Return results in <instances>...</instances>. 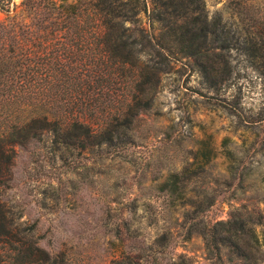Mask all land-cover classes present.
<instances>
[{"label":"rangeland","instance_id":"rangeland-1","mask_svg":"<svg viewBox=\"0 0 264 264\" xmlns=\"http://www.w3.org/2000/svg\"><path fill=\"white\" fill-rule=\"evenodd\" d=\"M20 1L0 2V21ZM204 3L233 35L208 54L218 75L190 57L152 53L149 103L117 130L126 145L54 149L44 133L15 146L0 200L16 222L35 224L36 244L56 264H239L225 249L210 258L201 231L235 209L264 207V47L247 48L261 45L256 33L264 40V0ZM182 170V196L160 188Z\"/></svg>","mask_w":264,"mask_h":264},{"label":"trees","instance_id":"trees-1","mask_svg":"<svg viewBox=\"0 0 264 264\" xmlns=\"http://www.w3.org/2000/svg\"><path fill=\"white\" fill-rule=\"evenodd\" d=\"M140 14L154 32L140 26ZM232 36L204 0H21L18 13L0 21V185L10 179L15 146L44 133L54 149L126 145L117 130L149 103L151 54L190 57L215 77L219 61L208 54L233 45ZM254 36L261 45L248 39L251 51L264 47ZM187 176L170 173L160 188L182 196ZM34 227L16 222L0 200V264H56ZM201 234L210 258L225 249L229 261L264 264V207L235 209Z\"/></svg>","mask_w":264,"mask_h":264}]
</instances>
